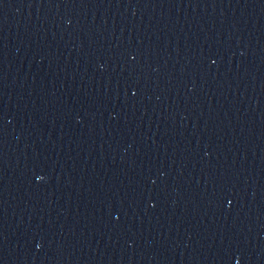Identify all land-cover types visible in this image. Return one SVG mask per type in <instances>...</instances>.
<instances>
[{"label":"water","instance_id":"1","mask_svg":"<svg viewBox=\"0 0 264 264\" xmlns=\"http://www.w3.org/2000/svg\"><path fill=\"white\" fill-rule=\"evenodd\" d=\"M0 264H264V0H0Z\"/></svg>","mask_w":264,"mask_h":264}]
</instances>
